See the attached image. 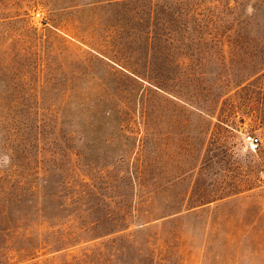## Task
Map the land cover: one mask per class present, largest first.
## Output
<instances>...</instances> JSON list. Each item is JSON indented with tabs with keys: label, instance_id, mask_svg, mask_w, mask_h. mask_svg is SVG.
<instances>
[{
	"label": "rangeland",
	"instance_id": "rangeland-1",
	"mask_svg": "<svg viewBox=\"0 0 264 264\" xmlns=\"http://www.w3.org/2000/svg\"><path fill=\"white\" fill-rule=\"evenodd\" d=\"M4 1L21 15L0 26V79L32 105L43 97L47 108L38 140L41 115L33 106L17 109L34 128L26 173L38 186L21 209L36 213L44 191L67 187L76 195L73 207L90 210L83 223L93 222L89 238L15 264H63L65 252L74 264H264V196L257 183L264 77L222 97L199 88L185 101L154 85L147 27L123 5L0 0V8ZM252 1L242 9L252 11ZM197 3L188 0L186 14L173 13L171 35L156 51L162 64L185 65L196 84L208 87L224 66H234L236 40L263 41L264 3L257 0L255 20L242 33L231 22L228 29L215 22L218 2L204 1L214 8L201 11ZM246 133L260 137L255 151L246 146ZM7 154L0 131V169L8 166ZM56 202H43L47 214Z\"/></svg>",
	"mask_w": 264,
	"mask_h": 264
},
{
	"label": "trees",
	"instance_id": "trees-1",
	"mask_svg": "<svg viewBox=\"0 0 264 264\" xmlns=\"http://www.w3.org/2000/svg\"><path fill=\"white\" fill-rule=\"evenodd\" d=\"M91 1L123 5L127 12L133 11V15H137L145 23L148 35L145 49L146 57L150 63L154 85L178 98L189 101L191 100L189 96L199 88H205L207 93L222 97L235 89H247L254 85L255 80L264 77V39L263 41H255L240 37L236 40L239 51L235 57L234 66H224L222 74H219L218 79L208 87H201L200 84H196L191 79L185 65L179 67L180 71L159 61L157 46L161 44V41L166 42L171 35V30L167 25L170 26L173 13L177 12L178 15H184L189 11L188 6H183L188 0ZM197 1V5L200 4L201 6L202 3V7H195L196 11L214 8V6L206 7L203 4L207 0ZM208 1L218 2L221 5V11L218 12L219 15L216 16L218 18L215 19V22L218 20L223 29H228L226 25L231 22L238 33H242L252 26L251 21L255 20L254 17L260 7L257 0L249 2L252 9L250 12L246 10V7L242 9L247 0ZM231 2H234L233 5ZM2 5L0 19L7 20L0 21V26L20 19L21 13L18 10H9L11 7H4L8 5V1L2 2ZM135 6L134 9L129 8ZM168 17L169 19H167ZM213 24L214 19H210V25ZM183 28L185 30L186 27ZM7 40H5L6 44L10 45L11 42H7ZM225 42L227 44L229 40L226 39ZM11 84L9 79H0V89H6V91H0V131L4 144L8 146L7 156L9 160L8 166L5 169H0V264L24 262L38 257L40 251L45 254L74 246L80 240L89 238L91 236L89 232L93 227L91 225L93 222L83 223V215H88L90 210L73 207L76 195L72 191H68L67 187L64 189L57 187L53 192L44 191L40 206L37 205L36 207V213L33 211V214L30 215L21 209L22 206L30 202V199L26 197L27 195L34 196L35 193H38V186L35 187L34 183L30 182L29 174L26 173L27 165H29L26 147L34 128L29 127L27 121L20 119L17 109L23 108L30 111L33 106V113L41 115L40 118L38 115L35 118L38 123L35 124V135L33 134L35 136L33 139L38 140L42 137L43 118H45L44 113L47 108L43 103V97L33 99L34 105H32L30 98L15 96L8 92ZM217 105L215 104V107ZM201 107L212 108V106L207 107L206 105ZM50 112L53 111L50 110ZM262 114L263 112H258L260 118ZM43 182L45 184L47 180L44 178ZM47 199L57 201L51 215L47 214V206L45 204L43 206V202L45 203ZM63 257H65L63 264H74L75 257L73 254L65 252ZM12 259L15 262H12ZM33 264H38V262Z\"/></svg>",
	"mask_w": 264,
	"mask_h": 264
},
{
	"label": "built area",
	"instance_id": "built-area-1",
	"mask_svg": "<svg viewBox=\"0 0 264 264\" xmlns=\"http://www.w3.org/2000/svg\"><path fill=\"white\" fill-rule=\"evenodd\" d=\"M244 141L250 150L255 151L260 145V137L254 134L246 133L244 135ZM258 188L262 190L264 196V165L259 169L257 173Z\"/></svg>",
	"mask_w": 264,
	"mask_h": 264
}]
</instances>
